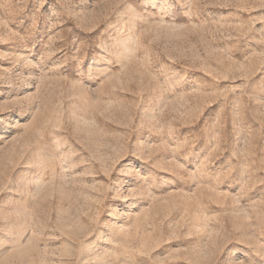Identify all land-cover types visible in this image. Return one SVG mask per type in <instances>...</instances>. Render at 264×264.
I'll return each instance as SVG.
<instances>
[{
    "label": "rangeland",
    "instance_id": "obj_1",
    "mask_svg": "<svg viewBox=\"0 0 264 264\" xmlns=\"http://www.w3.org/2000/svg\"><path fill=\"white\" fill-rule=\"evenodd\" d=\"M0 264H264V0H0Z\"/></svg>",
    "mask_w": 264,
    "mask_h": 264
}]
</instances>
